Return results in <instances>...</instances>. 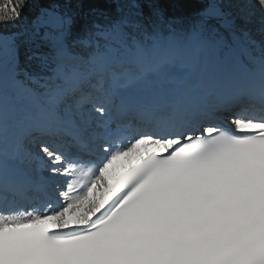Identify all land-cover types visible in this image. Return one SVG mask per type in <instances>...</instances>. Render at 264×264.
I'll list each match as a JSON object with an SVG mask.
<instances>
[{
    "label": "snow or ice",
    "instance_id": "6c2138e0",
    "mask_svg": "<svg viewBox=\"0 0 264 264\" xmlns=\"http://www.w3.org/2000/svg\"><path fill=\"white\" fill-rule=\"evenodd\" d=\"M0 264H264V0H0Z\"/></svg>",
    "mask_w": 264,
    "mask_h": 264
},
{
    "label": "trees",
    "instance_id": "16d2710c",
    "mask_svg": "<svg viewBox=\"0 0 264 264\" xmlns=\"http://www.w3.org/2000/svg\"><path fill=\"white\" fill-rule=\"evenodd\" d=\"M184 3H186L189 8H195L197 0H183Z\"/></svg>",
    "mask_w": 264,
    "mask_h": 264
}]
</instances>
